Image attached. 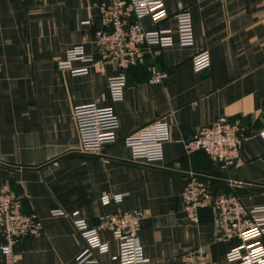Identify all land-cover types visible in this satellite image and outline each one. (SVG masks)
<instances>
[{
	"label": "crops",
	"instance_id": "1",
	"mask_svg": "<svg viewBox=\"0 0 264 264\" xmlns=\"http://www.w3.org/2000/svg\"><path fill=\"white\" fill-rule=\"evenodd\" d=\"M100 1L0 0V190L8 186L22 196L24 212L43 225L39 236L18 247L20 264H80L85 243L69 218L52 216L58 209L79 212L91 226L103 215L140 209L146 217L139 240L150 264H184L198 248L211 262L230 264L225 254L238 241L216 240L210 207L190 221L182 193L195 177L246 208L264 206V0H161L167 19L142 20L148 30L175 32L176 15L186 9L195 34L189 48L145 47L146 64L128 69L124 100L116 104L121 139L159 119L168 122L171 139L164 161L155 165L134 161L122 141L99 155L80 152L73 109L111 105L113 65L92 64L88 75L73 76L58 63L84 41L86 55L100 60ZM201 51L209 52L210 65L195 72L192 57ZM151 65L169 78L151 83ZM220 116L239 121L245 136L235 166L227 169L185 147ZM114 195H125L122 203L103 204ZM100 237L110 251L95 256L98 264H112L118 241L109 231Z\"/></svg>",
	"mask_w": 264,
	"mask_h": 264
},
{
	"label": "built area",
	"instance_id": "2",
	"mask_svg": "<svg viewBox=\"0 0 264 264\" xmlns=\"http://www.w3.org/2000/svg\"><path fill=\"white\" fill-rule=\"evenodd\" d=\"M101 28L95 33L100 60L88 57L84 41L67 52L66 59L58 63V69L69 71L73 76L88 75L89 65L106 62L113 65V74L108 78V93L111 105L97 104L76 106L73 116L80 142V152L99 155L104 149L122 141L131 151L134 161L148 165L162 163L164 148L171 139L170 127L165 119H159L133 134L120 138V118L116 104L122 102L127 89V71L134 65H145V47L189 48L195 44L194 25L191 13L183 9L176 15V31L171 29L148 30L142 20L149 18L158 24L168 17L166 5L161 0H101L98 3ZM88 25L89 22L83 23ZM84 66L75 68L74 63ZM195 72H202L210 65V54L201 51L192 57ZM151 83L160 84L169 78L156 66L149 67ZM264 139V131L260 133ZM245 140L239 121L230 122L224 116L216 118L209 126L202 127L185 141L190 152L202 151L212 162L223 169L234 167ZM125 195L103 197L105 205L122 203ZM184 210L190 221L197 222L199 209L212 208L215 213L216 240L227 242L236 239L238 244L225 254L230 264H264V206L246 208L233 195L214 194L207 184L192 178L182 193ZM54 217H66L72 221L85 243L77 256L80 264H98L95 256L106 255L110 246L100 233L109 231L118 241V255L112 264H150L139 240L142 221L146 212L140 209L107 214L100 217L97 226H91L80 217L79 212L66 213L62 209L52 211ZM43 225L35 214L23 210V197L12 193L8 186L0 190V251L5 264H20L18 247L28 237L39 236ZM184 264H215L202 249L186 254Z\"/></svg>",
	"mask_w": 264,
	"mask_h": 264
}]
</instances>
